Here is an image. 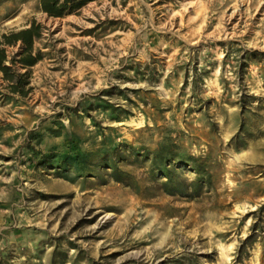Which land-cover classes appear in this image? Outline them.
<instances>
[{"label":"rangeland","instance_id":"1","mask_svg":"<svg viewBox=\"0 0 264 264\" xmlns=\"http://www.w3.org/2000/svg\"><path fill=\"white\" fill-rule=\"evenodd\" d=\"M32 24L28 94L0 73V264H264V0H0L7 65Z\"/></svg>","mask_w":264,"mask_h":264},{"label":"trees","instance_id":"2","mask_svg":"<svg viewBox=\"0 0 264 264\" xmlns=\"http://www.w3.org/2000/svg\"><path fill=\"white\" fill-rule=\"evenodd\" d=\"M94 1L96 0H39V4L41 11L49 17L62 18L75 14L83 6ZM40 35V26L32 24L26 29L3 36L5 45L13 46L21 43L18 59L10 60V65L6 64V53L0 48V73L3 75V80L9 84L8 87L13 94L25 97L30 90V88L27 89L29 85L28 73L16 74L12 70V66L19 65L22 69H28L40 60L39 56L32 54L33 43L40 38Z\"/></svg>","mask_w":264,"mask_h":264},{"label":"bare ground","instance_id":"3","mask_svg":"<svg viewBox=\"0 0 264 264\" xmlns=\"http://www.w3.org/2000/svg\"><path fill=\"white\" fill-rule=\"evenodd\" d=\"M49 23H50V21L49 20L48 21L46 20V24H49Z\"/></svg>","mask_w":264,"mask_h":264}]
</instances>
